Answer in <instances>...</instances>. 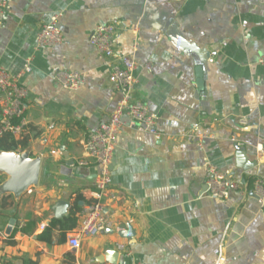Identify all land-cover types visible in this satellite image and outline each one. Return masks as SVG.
I'll return each instance as SVG.
<instances>
[{
	"label": "crops",
	"instance_id": "obj_1",
	"mask_svg": "<svg viewBox=\"0 0 264 264\" xmlns=\"http://www.w3.org/2000/svg\"><path fill=\"white\" fill-rule=\"evenodd\" d=\"M0 2V67L18 75L30 63L20 79L26 150L41 159L37 186L4 209L0 197V214L16 219L11 246L9 221L0 220V264H264V203L253 194L254 181L264 180V0ZM54 18L61 44L36 48L39 29ZM113 22L117 52L136 63L134 98L147 104L160 137L122 128L102 202L111 229L72 250L68 239L94 202L97 174L83 144L119 100L109 63L88 37ZM60 71L79 73L80 87L61 88ZM208 164L242 188L226 200L208 197ZM58 201L69 204L60 219ZM71 212L76 227L64 231L57 221ZM128 227L134 235L122 237ZM45 229L49 243L38 240Z\"/></svg>",
	"mask_w": 264,
	"mask_h": 264
},
{
	"label": "built area",
	"instance_id": "obj_2",
	"mask_svg": "<svg viewBox=\"0 0 264 264\" xmlns=\"http://www.w3.org/2000/svg\"><path fill=\"white\" fill-rule=\"evenodd\" d=\"M5 4L0 2L1 15ZM116 23L99 25L88 37V43L94 47L101 58L110 66L109 81L114 85L119 100L108 121L92 131L86 138L83 149L84 158L91 161L97 168L95 191L92 193L94 202L86 206L80 213L81 221L76 234L68 239L72 250L80 249L82 237H94L105 229H111V220L104 213L103 199L111 186V162L117 135L124 127H137L159 138L155 118L151 115L147 104L134 98L136 80L134 71L136 63L131 56L117 52L115 44ZM62 33L55 24V18L43 25L36 35V48H51L60 45ZM215 56L216 53H212ZM31 71L29 61L25 62L22 73L11 75L0 67V134L9 133L20 136L27 130L25 113L27 110V91L20 84L23 74ZM54 80L68 91L77 90L82 84L81 75L77 72H57ZM125 119L127 121H125ZM245 124V121H240ZM51 126L49 129H52ZM189 140L195 139L194 134L187 132L182 135ZM200 146V143H197ZM264 154V147L259 150ZM205 186L207 196L212 199L226 200L232 192L240 190L242 184L230 176L208 164L205 169ZM253 194L259 204L264 203V180L256 179L253 183ZM119 250L123 246H117Z\"/></svg>",
	"mask_w": 264,
	"mask_h": 264
},
{
	"label": "water",
	"instance_id": "obj_3",
	"mask_svg": "<svg viewBox=\"0 0 264 264\" xmlns=\"http://www.w3.org/2000/svg\"><path fill=\"white\" fill-rule=\"evenodd\" d=\"M242 152V148H237ZM41 159L31 157L30 151L24 152H2L0 151V175L6 179L0 183V197L12 196L16 201L20 196L28 192L31 188L37 186L39 182ZM69 204L65 201H58L54 208V218L60 219L66 214ZM14 227V220L9 222L6 228V235L9 236ZM122 237H131L134 235L131 228L120 234ZM109 262L114 263L117 254L110 251L108 254Z\"/></svg>",
	"mask_w": 264,
	"mask_h": 264
},
{
	"label": "trees",
	"instance_id": "obj_4",
	"mask_svg": "<svg viewBox=\"0 0 264 264\" xmlns=\"http://www.w3.org/2000/svg\"><path fill=\"white\" fill-rule=\"evenodd\" d=\"M29 146V134L28 131H24L20 138L16 139L14 136H12L9 133H3L0 134V151L2 152H24ZM1 183V181H0ZM11 196H6L1 198V209H4V207L8 206V200L11 199ZM10 207L14 208V203H10ZM6 215V216H5ZM0 214V220H8L9 222L11 220H14V225L16 223L15 215L14 213L11 214ZM76 217L75 212H71L68 216L62 218L61 220H58L57 223H59L64 231H70L73 230L76 227ZM8 222V224H9ZM16 234V230L11 232V234L7 237V240L5 241V245L11 246L14 245V236ZM50 229H45L44 232L38 236L39 241H43L45 243H49L50 241Z\"/></svg>",
	"mask_w": 264,
	"mask_h": 264
},
{
	"label": "rangeland",
	"instance_id": "obj_5",
	"mask_svg": "<svg viewBox=\"0 0 264 264\" xmlns=\"http://www.w3.org/2000/svg\"><path fill=\"white\" fill-rule=\"evenodd\" d=\"M3 179V178H2ZM1 180V179H0ZM2 181V180H1Z\"/></svg>",
	"mask_w": 264,
	"mask_h": 264
}]
</instances>
